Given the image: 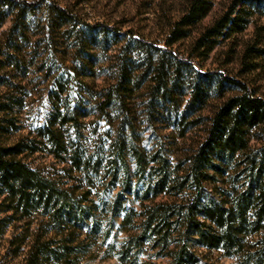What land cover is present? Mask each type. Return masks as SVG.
Segmentation results:
<instances>
[{"label":"rangeland","instance_id":"1","mask_svg":"<svg viewBox=\"0 0 264 264\" xmlns=\"http://www.w3.org/2000/svg\"><path fill=\"white\" fill-rule=\"evenodd\" d=\"M5 1L0 102L9 105L0 112V142L23 144L19 158L63 197L26 200L0 179V264H170L182 226L164 240L145 230L144 214L157 204L179 212L194 198L193 152L219 106L241 93L225 76L264 100V0H211L209 13L171 46L189 0H34L16 29L20 10ZM50 4L72 9L74 21ZM233 7L238 25L199 43ZM111 87L119 95L103 109ZM249 136L251 152L264 146V126ZM242 160L204 188L219 197L236 179L242 191ZM193 248L201 264H241L240 255Z\"/></svg>","mask_w":264,"mask_h":264},{"label":"trees","instance_id":"2","mask_svg":"<svg viewBox=\"0 0 264 264\" xmlns=\"http://www.w3.org/2000/svg\"><path fill=\"white\" fill-rule=\"evenodd\" d=\"M5 2L20 10L12 29L18 28L24 12L37 5L34 0L24 3L19 0ZM210 3L211 0H189L186 13L176 23L177 27L173 28L166 41L167 45L171 46L183 38L186 35V27L198 24L209 13ZM234 8L209 28L199 43L212 36L226 35L223 31L228 29L229 25H238L237 19L232 17ZM48 9L54 10L58 16L69 20V23L76 17L70 8L50 4ZM80 24V21L75 22V26ZM165 52L171 56L175 55L170 49ZM9 55L12 57L13 53ZM181 63L187 62L181 60ZM225 79L237 85L241 93L230 96L219 106L211 119L207 136L193 152L189 170L196 193L194 198L179 209V212H176V206L157 204L144 214L145 230L153 231L152 235H159L164 240L172 234L175 224L178 226L180 223L182 226L180 245L170 264H201V257L193 248L195 246L210 250L222 249L229 256L240 255L241 264H264V146L256 152H251L249 136L250 130L264 126V100L254 97L242 82L228 76H225ZM0 85H6L5 80L0 78ZM116 94L119 95L111 87L103 102V109L114 102ZM8 105L0 102V112H5ZM56 110V117L62 116L63 123L67 122L69 118L63 116L60 108L57 107ZM53 125L50 123L47 127L50 141L59 146ZM24 151L21 143L8 145L0 142L1 181L13 193H20L26 200L38 199L49 205L57 197L62 198L63 195H60L61 192L54 181L19 158ZM240 154L244 164V189L237 191L235 179L232 180L234 185H231V190L219 197L208 192L204 188L205 183L215 179V175H226L227 168ZM162 182L163 191L166 180ZM176 215H179V220L175 219ZM255 235L257 241L250 244L249 237Z\"/></svg>","mask_w":264,"mask_h":264}]
</instances>
